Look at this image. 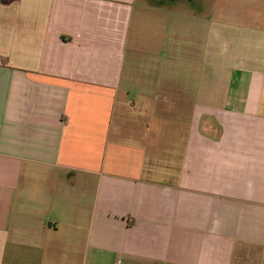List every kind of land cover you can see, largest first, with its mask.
Returning <instances> with one entry per match:
<instances>
[{
	"label": "crops",
	"instance_id": "obj_1",
	"mask_svg": "<svg viewBox=\"0 0 264 264\" xmlns=\"http://www.w3.org/2000/svg\"><path fill=\"white\" fill-rule=\"evenodd\" d=\"M255 1L0 0V264H264Z\"/></svg>",
	"mask_w": 264,
	"mask_h": 264
},
{
	"label": "rangeland",
	"instance_id": "obj_2",
	"mask_svg": "<svg viewBox=\"0 0 264 264\" xmlns=\"http://www.w3.org/2000/svg\"><path fill=\"white\" fill-rule=\"evenodd\" d=\"M264 9V0H256L255 1V4H254V7H253V13L255 12H258V11H262ZM247 13V12H246ZM255 20L258 22L260 20H258L256 17H255Z\"/></svg>",
	"mask_w": 264,
	"mask_h": 264
}]
</instances>
